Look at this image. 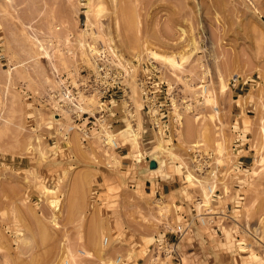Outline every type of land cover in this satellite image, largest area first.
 Here are the masks:
<instances>
[{
  "label": "rangeland",
  "instance_id": "rangeland-1",
  "mask_svg": "<svg viewBox=\"0 0 264 264\" xmlns=\"http://www.w3.org/2000/svg\"><path fill=\"white\" fill-rule=\"evenodd\" d=\"M101 43L153 61L161 104L173 85L197 114L174 101L175 121L153 128L136 66L131 97L92 93L72 112L54 96L57 75L78 82L79 58L93 67ZM187 220L185 235L171 232ZM119 255L264 264V0H0V264Z\"/></svg>",
  "mask_w": 264,
  "mask_h": 264
},
{
  "label": "built area",
  "instance_id": "built-area-1",
  "mask_svg": "<svg viewBox=\"0 0 264 264\" xmlns=\"http://www.w3.org/2000/svg\"><path fill=\"white\" fill-rule=\"evenodd\" d=\"M97 47V51H93V54L90 53L93 67L89 66L82 58H79L81 61L80 63H82L79 68V74L81 76L78 79L79 83L77 81L74 82L73 80H70L71 78H69V76H65L64 74L57 75L58 86L54 96L56 99L60 100V103L65 104V106L72 105L74 108L71 110L72 112L78 114L77 110H79V108L77 105L84 104L82 96H88L92 93H97L100 100L107 96H111L110 98L112 99L118 96H120V99H128V97H131V95H127V92L130 89L128 82L136 67H138V69L140 68V70L136 75L135 81L139 87L140 97L144 102L143 108L148 110L153 128L157 131H159L160 128L163 132L165 131L167 123H165L163 119L166 115L169 116V113H172L173 115L174 101L178 104L180 111L189 110L190 112H196L194 111V107L186 109L188 105H195V103L190 97H187L188 95H186V97H183L182 95L179 96L178 91L175 89L176 86L173 85L168 86L165 96H162L164 98V104H161L151 84L152 79H159L158 73H160L157 65L152 64L153 61L147 60L136 66L135 64H138L137 60H133L131 63L129 58V61H127L116 57L112 50L104 43L97 45ZM207 83L208 81L202 82L201 86L206 85L207 87H201V92L203 88L205 90L208 88ZM240 85L241 76L233 77L229 82V87H233L235 90L241 89ZM166 97L168 102L165 100ZM85 113L88 112H84L82 114ZM175 119L176 116L173 115V121H175ZM115 141L116 143L114 142L115 144H112V146L115 148L120 147L119 140ZM200 146L201 145L192 144L189 147V151L194 159L193 165L199 171H208V168H210V158L201 155ZM211 175L213 174L211 173ZM190 227L191 222L187 220L184 223L178 224L171 232H174L177 236H183L189 231ZM104 244H108L107 237L104 239ZM78 253L89 257L82 249H80ZM120 262L121 257L117 256L114 260H112L111 264H119ZM61 264H73V260L70 257H64Z\"/></svg>",
  "mask_w": 264,
  "mask_h": 264
},
{
  "label": "bare ground",
  "instance_id": "bare-ground-1",
  "mask_svg": "<svg viewBox=\"0 0 264 264\" xmlns=\"http://www.w3.org/2000/svg\"><path fill=\"white\" fill-rule=\"evenodd\" d=\"M184 30V29H183ZM98 50V48H93L92 49V51H91V53L93 54V51L95 52V51H97ZM152 52V51H151ZM182 56H184V55H182ZM181 57V56H180ZM185 57V56H184ZM164 59V58H163ZM166 59L169 61V62H171V63H180V61H177L178 59L177 58H175V57H172V56H167L166 57ZM165 59V60H166ZM181 60H182V58H181ZM167 61V62H168ZM212 95H209V98L211 97ZM80 104H78L77 105V107L79 106ZM80 107V106H79ZM59 108V107H58ZM82 109H83V107H81ZM136 134H134V136H135ZM108 139L111 141H113V139H112V137H108ZM105 140H106V137H105ZM107 141V140H106ZM155 168V167H154ZM156 169H158V168H156ZM212 189V188H211ZM84 251V250H83ZM85 254H86V252H85ZM120 256V255H119ZM121 257V262H122V259H123V257L122 256H120ZM121 262L119 263V264H121Z\"/></svg>",
  "mask_w": 264,
  "mask_h": 264
}]
</instances>
